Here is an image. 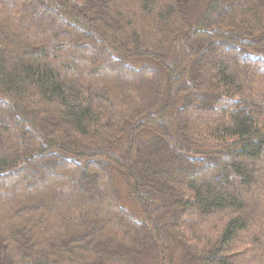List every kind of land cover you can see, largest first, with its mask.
Masks as SVG:
<instances>
[{
  "label": "trees",
  "instance_id": "trees-1",
  "mask_svg": "<svg viewBox=\"0 0 264 264\" xmlns=\"http://www.w3.org/2000/svg\"><path fill=\"white\" fill-rule=\"evenodd\" d=\"M0 264H264V0H0Z\"/></svg>",
  "mask_w": 264,
  "mask_h": 264
}]
</instances>
